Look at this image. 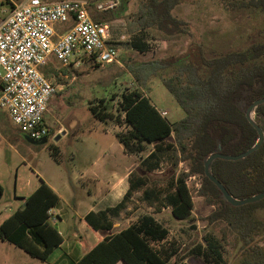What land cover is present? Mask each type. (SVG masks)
<instances>
[{
	"label": "trees",
	"instance_id": "trees-1",
	"mask_svg": "<svg viewBox=\"0 0 264 264\" xmlns=\"http://www.w3.org/2000/svg\"><path fill=\"white\" fill-rule=\"evenodd\" d=\"M232 11L251 10L264 16V0H219ZM182 0H146L139 12L125 17L128 30L134 34L132 48L145 53L149 45L142 37L150 28L167 34L191 37L192 27L178 19L172 11ZM113 11L97 13L93 18L103 23ZM100 14V15H98ZM113 15V14H112ZM114 16V15H113ZM115 18V16H114ZM133 77L139 88L126 90L119 101L117 112L109 111L106 99L90 110L100 122H114L127 127L117 133L127 154L141 157L148 145L154 149L141 164L149 174L131 182L124 199L116 207L87 216V222L96 230L107 233L113 229L109 216H118L126 208L133 193L146 187L142 197L146 201L163 202L174 218L191 222L195 203L188 179L191 175L203 177L201 194L220 209L215 219H224L238 233L243 245L239 264H264V199L245 205L228 202L214 180L206 172V163L215 154L239 155L252 149L259 141V132L247 115L251 105L264 98V42L246 50L232 51L207 58L199 41L190 42L183 53L135 65ZM171 71L172 75L159 73ZM160 77L164 86L184 110L185 116L171 123L156 108L145 89L149 82ZM3 84L0 81V89ZM255 124L264 132V103L252 112ZM52 131L49 129L50 137ZM59 149L53 156L59 162ZM165 154L172 157V167L165 190L147 186L151 174L160 169ZM191 163L189 172L176 175L180 162ZM213 177L237 201L264 193V142L252 154L238 161L218 158L211 165ZM61 202V197L44 181L18 209L0 225V239L25 250L32 257L47 261L64 242L63 236L51 221L50 211ZM170 230L155 216L145 214L137 222L113 236L106 237L75 264H190L178 257L176 251L158 250L155 245L168 239ZM207 246L201 255L211 264H226L222 241L204 237Z\"/></svg>",
	"mask_w": 264,
	"mask_h": 264
},
{
	"label": "rangeland",
	"instance_id": "rangeland-1",
	"mask_svg": "<svg viewBox=\"0 0 264 264\" xmlns=\"http://www.w3.org/2000/svg\"><path fill=\"white\" fill-rule=\"evenodd\" d=\"M23 1L25 0H0V11L9 12L14 4ZM145 3L146 0H121L120 5L112 12L115 18L111 14L104 19L103 23L109 27L110 38L120 42L117 43L120 53L114 62L95 65V62L89 59L78 69L64 67L61 63H55L50 66L51 68H43L46 76L59 87V93L50 102L47 112V122L53 128H49L52 135L47 137V141L28 140L10 121L7 113L0 110V225L22 208V200L31 195L40 180L57 183L65 201L71 203L73 196H86L80 181L75 178L95 159L106 156L104 161H100L105 163L108 171L114 167L110 143L117 141L110 128L116 124L112 121L109 125L105 122L100 123L90 107L91 103L94 106L98 105L100 99L104 98L107 99L105 106L108 110L117 112L122 94L128 89L140 87L133 77L135 65L154 58L183 53L188 44L195 41L202 43L207 58L246 50L253 44L264 42V16L251 10H229L219 0H182L172 14L189 23L193 35L191 37L183 34L170 35L155 27L150 28L142 37L148 43L149 50L142 53L132 48L134 34L129 32L125 17L137 14ZM6 15L2 13L1 17ZM65 71L68 72L64 74ZM3 73L1 69L0 74ZM172 74L173 72L167 71L159 73V76ZM159 76L149 82L150 92L149 88L145 91L153 105L167 113L169 122H178L184 118L185 112ZM61 88L63 90H60ZM60 128H63L62 131L66 134H60L62 139L57 140L56 133ZM9 129H12L14 134L8 132ZM118 130L125 132L127 127L123 124ZM105 132H109V135L105 136ZM55 146L61 151L58 156L59 162L53 156ZM103 148L105 150L100 152ZM153 149L152 145H148L147 151L141 157L135 156L134 163H141L142 157ZM162 160L160 169L150 176L151 181L147 186L149 189L165 190L167 187L168 175L165 173L172 167L173 161L170 154H165ZM190 166L189 161L180 162L176 175L189 172ZM145 169L140 164L134 170L135 177L149 175ZM188 185L195 203L191 222L174 218L170 208L164 209L163 202L151 205V201L144 200L142 197V191L146 188L144 187L139 190L140 192L133 193L129 209L116 219L118 226L114 232L137 222L145 214H152L170 230L168 239L155 245V248L174 253L176 251L173 261L180 257L190 264H211L200 252V247L203 249L207 246L204 237L210 236L222 241L226 264H239L243 257L240 253L243 242L224 219H215L213 216L220 209V205L212 203L201 194L203 177L200 174L191 175ZM86 188H89V185H86ZM97 198L99 194L95 190V199ZM65 207L71 217H74L73 209L69 205ZM262 219L264 220V213ZM64 236L68 241L69 238H74L70 230ZM259 242L264 246V238ZM58 253L60 252H56ZM70 254L75 255L72 251ZM68 261V259L60 261L58 257L51 256L44 262L14 244L0 239V264H67Z\"/></svg>",
	"mask_w": 264,
	"mask_h": 264
},
{
	"label": "built area",
	"instance_id": "built-area-1",
	"mask_svg": "<svg viewBox=\"0 0 264 264\" xmlns=\"http://www.w3.org/2000/svg\"><path fill=\"white\" fill-rule=\"evenodd\" d=\"M120 1L25 0L9 12L0 11V17L7 14L0 18V107L32 140L48 137L45 115L58 92L42 68L53 57L64 67H80L89 59L98 65L114 62L120 42L112 40L108 24L96 22L93 15L115 10ZM57 25L68 28L59 34Z\"/></svg>",
	"mask_w": 264,
	"mask_h": 264
},
{
	"label": "crops",
	"instance_id": "crops-1",
	"mask_svg": "<svg viewBox=\"0 0 264 264\" xmlns=\"http://www.w3.org/2000/svg\"><path fill=\"white\" fill-rule=\"evenodd\" d=\"M56 28H57V32L59 34H62L67 30L68 27L65 25H57ZM55 63H59V62L57 61L56 58L53 57L50 60V62L43 68L45 67L49 68ZM43 68H42V71H43ZM69 68L78 69L79 67L77 65H72ZM66 72L68 71H65L64 74H66ZM43 73L45 74V72ZM62 87H64V85ZM60 90H63V89L61 88ZM58 93H59V87H58V92L51 98L50 102L54 100V98L58 95ZM0 94H1V89H0ZM101 99H104V98H101ZM0 110L2 112L7 113V111L1 107H0ZM45 122L49 128H52L47 122V113L45 115ZM100 123H103V122H100ZM105 124L109 125L110 123L105 122ZM16 128L21 134H24L28 138V140L35 141V140H32L25 133L21 132L17 126ZM119 128L120 127L117 125L110 128V130H112L113 136L116 138V141H117V142L110 143V146H111L110 151L112 152V155L115 161L114 167L110 171H108L105 163L102 162L106 159V156H103V157L99 156L97 159L93 161V163L88 168L83 170L80 176L78 177L76 176L75 178L80 181L81 188L86 191V196H73V201H71V203H67L60 192V188H59L60 186L55 182L53 183L52 181L45 180V182L61 197V202L59 203V205L51 210V221L53 222L57 230L60 232V234L63 236L64 242L58 249H56L53 252L51 256H53L54 258L58 257V260L60 261H66V259H68L69 261L67 264H75L76 262H78L79 260L83 258L85 249L94 248L97 243L104 240L106 237L113 236L114 234L119 233L123 229L133 224L131 223L129 226L123 228L122 230L114 232V230L118 226L116 223V219H118V217H120L125 210L129 209L130 203L132 202L133 197H130V199H128V201L126 202V208L122 210L118 216H115V217L109 216V220L113 223V229L105 234L103 232L96 231L86 220L87 216L91 213L95 214V213H99L102 211H106L109 208L116 207L119 203H121V201L124 199L125 195L129 191L131 187V182L133 181L135 182L138 178H140V177H135L134 170L141 163L139 164L134 163L135 156H132L126 153L124 145L117 138V133L119 132L118 130ZM62 130L63 128H60L57 131L56 133L58 134L57 137H59L60 134L62 135L66 134V132ZM8 132L13 133L12 129H9ZM108 135H109V132H105V136H108ZM61 139H62V136L60 140ZM104 150L105 148L101 149L100 152ZM59 153H61L60 150H59ZM149 153L145 157H142V158L143 159L146 158L149 155ZM42 181L43 180H40V182L38 183L36 188L33 190V192L37 188H39ZM86 185L87 186L89 185V188H86ZM95 190L99 194V198L97 199H95ZM138 192L140 191H137L136 193ZM26 198L22 200L23 206H24ZM153 204L158 205V202L157 201L151 202V205ZM65 205H69L73 209V211L75 212L74 217H71ZM71 219H73V221ZM68 230L71 231L74 237V238L72 237L69 238V241L66 240L64 236L65 233L68 232ZM70 251L74 252L75 255L73 256L72 254H70ZM56 252H60V253L56 254Z\"/></svg>",
	"mask_w": 264,
	"mask_h": 264
},
{
	"label": "water",
	"instance_id": "water-1",
	"mask_svg": "<svg viewBox=\"0 0 264 264\" xmlns=\"http://www.w3.org/2000/svg\"><path fill=\"white\" fill-rule=\"evenodd\" d=\"M264 103V98L262 99H259L257 100L256 102H254L251 107L248 109V112H247V115L248 117L250 118L251 122L254 123V125L256 126L258 132H259V135H260V139L258 141V143L252 148L250 149L249 151L245 152V153H242V154H239V155H224V154H220V153H217L215 155H213L209 160L208 162L206 163V172L207 174L214 180L215 184L217 185V187L221 190V192L223 193V196L225 197V199L234 204V205H245V204H250V203H254V202H257V201H260V200H263L264 199V193L262 194H259L257 196H253L251 198H248V199H245L243 201H237V200H234L231 195L229 194V192L227 191V189L219 182L217 181L214 177H213V174L211 173V165L212 163L214 162V160L218 159V158H221V159H225V160H230V161H238V160H241V159H244L246 158L247 156H249L250 154H252L254 151H256L264 142V132L261 128H259L256 124H255V121L253 119V116H252V112L253 110L258 107L259 105L263 104ZM57 140L60 139V136L56 138ZM44 141H47V138H44L40 141H34V142H44Z\"/></svg>",
	"mask_w": 264,
	"mask_h": 264
}]
</instances>
